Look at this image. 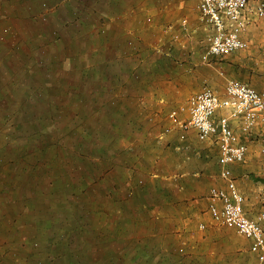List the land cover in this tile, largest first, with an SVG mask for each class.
Listing matches in <instances>:
<instances>
[{
	"label": "rangeland",
	"instance_id": "obj_1",
	"mask_svg": "<svg viewBox=\"0 0 264 264\" xmlns=\"http://www.w3.org/2000/svg\"><path fill=\"white\" fill-rule=\"evenodd\" d=\"M4 1L8 4H12L14 1L13 3H18L20 7L24 6V3L21 2H25L26 5L34 8L38 6L37 4L43 3L44 11L27 16L25 20L19 16L20 20L19 18L13 19L12 23L7 21L10 20V14L5 13L3 9ZM45 1L0 0V78L5 85L10 87V89L4 88L0 93V148L7 146L6 156H9L4 157L7 162H2L0 155V256H2L0 258L3 260H0V264H37L41 256H34L36 253H44L45 250H48L47 248H55L59 243L66 241L75 243L73 248L76 249V253H81V256L77 257L80 255L77 254L75 258H70L62 264H75L74 261L77 259L85 260L86 263L88 262L87 264L101 263L97 260L98 258L83 257L82 252L88 249L85 248L88 245L85 244L82 248L83 243L77 239L76 235L73 238H71L72 235L68 237L59 235V233H64L61 227L65 223L64 219L67 213L65 211L76 210L81 206L80 203H71L69 200L74 198V193L77 195L76 191L83 192L85 190L80 186H83L81 183L86 180L92 190L78 195L81 196L78 201L83 200L89 206L87 208L94 211V215L91 214V219L84 225L91 223L89 234L93 236L90 240L97 245L92 248L91 252L96 253V256L100 254L102 260L107 256L109 249H118V236H127L124 230L127 226L171 228L187 225L197 227L199 232H206L211 237L209 240L212 243L219 242L217 244L218 251L224 255V264H259L254 254L251 259L246 252L241 250L247 241L243 235L235 228L214 221L208 210V195L204 194L196 198L198 213L188 218L182 215V210H186L188 206L187 198H185L188 195L184 194L181 185L170 184L165 178H162L161 182L155 175L157 170L165 172L167 164L172 165L175 162L180 164L176 168V172L181 175V164L188 161V157L192 158V152L195 153L197 144H199V141L190 144L175 141L172 147L171 142L168 143L170 139H176L178 136V129L165 132L169 122V112L172 109H178L184 117L186 110H181V107L187 105L189 97L195 91H200L208 86L213 87L211 81H219L223 83L224 87H226L228 79L244 81L236 78V71H239L234 66L230 67V64L232 63L231 59L244 53L245 49L213 57L209 63L203 61L202 55L207 49V35L210 26L201 19L200 0H140V22L132 20L131 24L126 23V26L121 27L123 33L121 30L119 36H116L118 25H111L109 28L108 24H102L98 27L99 29L83 26H56L50 16L52 5ZM251 1L255 7L256 0ZM89 3L99 2L90 0ZM44 15L48 17L46 18ZM183 19L188 20L186 27L182 25ZM260 19L263 18L255 19L250 24H257ZM71 29H75V33L77 31V37H73ZM94 29L96 33L91 35ZM107 29H114L113 37H102V35H107ZM195 29L198 31L195 32ZM53 31L58 32L54 33ZM93 35L97 37H92ZM55 36L63 37L62 42L55 43L56 38H53ZM190 37L195 42V48L189 53L187 46H184L183 43H186L185 41ZM156 40L158 41L156 42ZM155 42L161 45V51H157ZM27 46L29 53L35 59L30 64L33 71L31 75L25 68L21 69V51L28 50ZM37 47H41L40 51H44L43 58L47 63L45 67L52 69L57 65L64 71H69L71 66L76 67L73 68V71L76 70L73 78L67 77L66 80L64 74L60 76L65 79L64 82L60 81L63 84L70 85L71 83L76 92H80L81 86L85 84L81 81V67L85 64L91 68L95 67L94 76L88 80L84 92L97 95V97L88 98L90 101L96 100V103L104 100V96H100V93L113 92V90H103L102 85H117V90H120L123 81L127 80L133 86L132 93L137 92L138 94L141 89L140 85L143 83L151 86L153 90L154 87H159L163 77L158 72H162L160 70L162 67L151 63V59L157 60L160 56V60L165 61L164 64L169 67L184 65L181 69L182 75L179 76L180 83L176 84V100L175 102L161 101L159 109L157 108L151 114L142 112L139 116L137 115L138 123L136 124L139 126L138 129L136 128L137 131L134 127L135 123L122 128V131H127V134L124 135L128 137H123L118 133L112 134V131L107 135V139L100 137L101 141L99 136H94L95 142L93 143L100 142V144H91L88 153L90 160L85 163L79 162L76 154L71 153L68 149H71L73 143L75 146L83 143L80 137L76 139L74 133L86 135V129L89 127L83 120L70 119L68 108L64 112L55 111L57 125L52 120L50 121L54 114L51 104L47 100L51 99L44 95L39 97V87H37L40 85L38 79H44V76H40L37 69L35 70L39 67L36 62V59H39V54L32 49L35 50ZM58 50L63 51L65 55L56 56ZM146 55L151 56L150 61L148 58L146 59ZM187 63L196 65L193 68L201 70V73L206 72V81L199 80L198 74L185 71ZM202 65L205 69H202ZM142 66L143 73L140 72ZM221 66L222 69H220ZM11 68L16 70L11 72ZM99 71L107 74V77L99 80L96 77ZM130 72L134 74L137 72L140 74V78L132 82ZM48 80L50 81V78ZM35 85L37 88H34ZM167 88L171 90L173 85H169ZM214 89L219 91L217 88ZM69 99L62 98V101L65 100L64 103H61L62 106L69 105ZM78 99V96L74 97L75 101ZM42 107L49 108V113H51L48 114L50 115L49 121L47 119V122L44 123L40 121V118H44L41 116ZM132 109L134 115L135 109ZM16 115L21 116L19 128L18 120H15ZM106 118L107 115L92 114L88 121H85L90 126L105 124L108 127L106 121L103 120ZM62 129L65 135L61 136ZM43 131L52 137L50 142L46 140L49 142L47 148L54 144L55 137L56 143L62 148L63 154L59 160L62 167L58 169L59 177L57 178H52L54 173L50 172L44 164L43 157L50 161L54 158V154L50 148L43 155V146L45 145ZM135 132L136 136L133 134ZM172 134L173 136H171ZM105 139L106 145L101 143L102 140L105 143ZM102 145H104L103 150ZM14 149L20 150L14 154L12 153ZM21 149H24V152ZM101 151L104 153L107 151L108 154H102ZM167 152L169 153L167 154ZM25 155H27V159H30V174L22 175L16 167L10 168L9 162L10 158L16 161L25 160ZM104 156L107 160L102 163ZM169 156L171 160L166 164ZM55 179H58L59 186L52 184ZM54 187L57 189L53 191ZM46 192L47 196H43ZM133 195L134 197H132ZM167 196L172 199V203L168 205L165 203ZM39 198L42 199L41 204ZM86 204L85 206H87ZM154 204L157 207L156 212H151L149 217L147 211H150ZM53 211L63 212V214L58 219H48L47 217ZM158 212L161 213L160 217H157ZM45 221L52 224L48 226ZM219 226L226 227L229 232L221 233V230H218L219 234L209 235L213 227ZM199 227L203 231H200ZM162 235L160 232L157 234L159 243H162L166 237L168 239L173 236L171 234ZM68 238L70 239L68 240ZM48 251H45L47 257L50 255H48ZM241 252L243 254H240ZM51 258L52 256L49 259L51 260Z\"/></svg>",
	"mask_w": 264,
	"mask_h": 264
},
{
	"label": "crops",
	"instance_id": "obj_2",
	"mask_svg": "<svg viewBox=\"0 0 264 264\" xmlns=\"http://www.w3.org/2000/svg\"><path fill=\"white\" fill-rule=\"evenodd\" d=\"M44 1L45 0H43V2ZM89 1L90 0H46L45 2L52 5V13H50V16L56 26L58 25L60 27L83 26L86 28H98L102 24H108L110 28L111 25H118L119 28L117 29L116 36H119L121 30L123 33L121 27L126 26V23H130L132 20H134L133 22H140V0H97L99 3L94 4H90ZM13 2L12 4L5 3V1L4 4L1 2L5 13L10 14V20H7L8 22L13 23V19H17L19 16L23 18L22 20H25L27 16L36 13L39 14V12L44 11L42 8L43 3L37 4L38 6L34 8L33 6L26 5L27 3L25 2H21L22 4L24 3V6L21 7L18 3L15 4ZM194 31L196 32L198 30L195 29ZM70 32L73 33V37L78 36L77 31V34L75 33V29H71ZM95 33L96 31L94 29L91 35ZM113 33L114 29H109L106 33L107 35H102V37H113ZM242 35L243 38L247 40L248 46L244 50V53H240L236 55L234 59H231L232 63L230 67L234 66L236 70L239 71H236V78L242 79L257 90L264 92V18L262 20L260 19L257 24H250ZM92 37L97 36L93 35ZM157 41L158 40H156V42ZM156 42L155 48L157 51H161V45H158ZM185 42L186 43H183V45L187 46L189 53L190 51L192 52L195 48V42L192 40V37ZM145 57L150 61V55H146ZM150 62L162 67V69H160L162 72L157 71L160 73L159 75L163 77L159 83V87H154L153 90L151 86L149 87L147 84L143 83L140 85L141 89L138 91L139 94L137 92L132 93L133 86L129 89L126 87L125 92L129 95L121 98L119 101L121 112L128 111L130 107H132L135 109L134 116L136 117L139 111L145 114H151L153 111H156L157 108L159 109L161 106V101L167 100V102H175L177 92L176 84L180 83L179 76L182 75L181 69H183L184 65L166 66L164 64L165 61L160 60V56L157 60L151 59ZM185 65L187 66L184 69L185 71L195 75L198 74L199 80L206 81V72L201 73V70L193 68L196 65L191 63ZM143 66L140 68L141 73H143L142 70H144ZM202 69H205L203 65ZM220 69H222V66ZM211 82L213 87L217 88L220 95L224 97L225 87L223 83L219 81ZM167 85H173V90H169ZM228 114V109H222L218 111L217 117ZM231 122L239 135V140L246 143L248 149L244 161L233 163L230 166L233 171V176L236 179L237 186L245 196L247 214L251 218L257 219L264 210V118L260 119L259 123L250 133L243 132L242 121L240 119L233 118ZM177 132V138L168 141V143L171 142L170 145L172 147L175 141L185 144L199 141L197 150L195 153L192 152L193 156L191 159L188 157V161H184L183 164H181V175L176 172V168H178L180 164L176 162L172 165L167 164L171 160L170 156L167 157L166 171L163 172L161 170L159 172L157 170L155 175L161 182L162 178H165L170 184L181 185V188L185 192L184 194L188 195L185 197L187 198L188 206L186 210H182V215L191 218L198 213L196 210L198 209L196 208L198 203L196 198L198 196L204 194L209 195L212 187L225 185V182L220 176V148L214 138L200 140L195 129H191L187 132L178 129ZM171 136H173V134ZM168 153L169 152H167V154ZM170 198L169 196L166 197L165 203L167 205L172 203V199ZM207 203L209 206V196L207 197ZM156 208V204H154L153 208L147 211L149 217L152 214L151 212H156ZM159 214L161 213L158 212L157 217H160ZM124 230L127 236H118V249H109L107 256L103 258V264H224V255L218 251L219 247L217 244H219V242L214 241V243H212L209 240L211 237H209L206 232H199L197 227H190L187 225L171 228L127 226ZM199 230L203 231L201 227H199ZM218 230H221V233L229 232L226 227L219 226L213 227L209 235L219 234ZM159 232L163 234L162 236L166 234H171L173 236L168 239L166 237L163 241L161 240L162 243H159V237L157 236ZM243 245L245 247H241V250L246 252L252 259V254L254 253L251 251L250 241L247 239ZM240 254L243 253L241 252Z\"/></svg>",
	"mask_w": 264,
	"mask_h": 264
},
{
	"label": "built area",
	"instance_id": "obj_3",
	"mask_svg": "<svg viewBox=\"0 0 264 264\" xmlns=\"http://www.w3.org/2000/svg\"><path fill=\"white\" fill-rule=\"evenodd\" d=\"M199 11L202 20L210 26L207 49L202 55L203 61L209 63L213 57L247 48L248 42L242 34L252 21L264 18V0H256L255 7L251 0H200ZM187 24L188 20L184 19L182 25ZM222 109H228L229 114L217 117ZM181 110H186L184 117L178 109L169 112L165 131L195 129L200 140L214 138L217 141L220 176L225 185L211 188L208 210L216 222L235 228L248 239L259 264H264V210L257 219L247 214L245 196L230 166L244 161L248 149L246 143L239 140L231 120L240 119L243 132L250 133L264 118V92L244 81L228 79L224 97L208 86L194 93Z\"/></svg>",
	"mask_w": 264,
	"mask_h": 264
},
{
	"label": "trees",
	"instance_id": "obj_4",
	"mask_svg": "<svg viewBox=\"0 0 264 264\" xmlns=\"http://www.w3.org/2000/svg\"><path fill=\"white\" fill-rule=\"evenodd\" d=\"M44 16L46 18L48 17L47 15H44ZM56 32H58V31H55L54 33H56ZM53 38H56V40L54 42L58 43V42H62L63 37L60 38V37L55 36ZM27 49L28 50L23 49V51H21V54H22L20 57L21 62H22L21 63L22 68L21 69L25 68L29 72V74L31 75V73L33 71H32V66L30 64L34 58L29 53V47L28 46H27ZM41 49H42L41 47H37L35 50L32 49V51H36V53L39 54V59H36L37 66H39V67L35 68V70L37 69V72L39 73L40 76L41 75L44 76L43 80L37 78L38 82H40V85L45 86L43 88L40 85H37V87H39V89H38L39 94H40L39 97L44 95V96H48L51 99V100H47L48 103L50 102L51 107L53 109L52 112L54 114V116H51L50 121L52 120L53 123L55 125H57V113L55 111L61 110L64 112L65 109L68 108V111L70 112L69 113L70 119H73L75 121H77V120L82 121L83 120L84 123L86 124V126L89 127L88 129H86V133H85L86 135H84V133L81 135H77L76 132L74 133L75 134L74 136L76 137V139L80 137L81 138L80 140H82L83 143L77 144L76 146L73 143V146L71 147V149H68L71 153L76 154V158L79 160V162H82V163L88 162L90 160L89 159L90 156L88 155L89 149L91 148L90 145L91 144H94V145L100 144V142L93 143V142H95L93 140L94 136H96V137L99 136V139H100V137L103 139L104 138L107 139L108 138L107 135L109 133H111L110 131H112L113 132L112 134L116 135V133H118V135L121 134L123 137H128V136L124 135V134H127V131H122L123 130L122 128L125 127V125H132L133 123H135V124L138 123V119H137V116L135 117L133 115L132 107H130V109L128 111H122L121 112L119 101L121 98L127 97V95H129L128 93L125 92V89H126V87L128 89L131 87L130 81L124 80L123 84H122V89H120V90H117V88H118L117 85H113V86L102 85L103 90H113V92L112 93H105V92L100 93V96L101 95L104 96V100L100 101V103H96V100L90 101V100H88L89 97H91V96L97 97V95H95L94 93L84 92V87L88 83V80L94 76L93 71H94L95 67L91 68L86 64L83 67H81V72H82L81 81L85 84H83L81 86L82 90L81 91L79 90L80 92H76L75 88H73L71 86V83H70V85L68 83L63 84L62 82H64L65 79H64V77H60L61 75L64 74L66 77V80H67V77L69 79H70V77L73 78V75L75 74V71H76V70L73 71V68H76V67L71 66L69 68V71H67V70L64 71L61 68H59L57 65H55V67H53L52 69L45 67L47 65V63H46V59L43 58L44 51H40ZM62 54H64L63 51L60 52L58 50L56 56L60 57V56H62ZM15 70H14V68H11L10 71L13 72ZM100 71H99L98 75L96 76L99 78V80L107 77V74H104L103 72H100ZM35 73H36V71H35ZM130 73H131L130 78H131L132 82H134L135 79L138 80L140 78V74H138L137 72L135 74L132 72H130ZM49 78H50V81L48 80ZM69 79H68V81H69ZM37 87H36V85L34 86V88H37ZM4 88L10 89V87H8L7 84L5 85L2 82V78H0V93L3 92ZM75 96L79 97V99L77 101L74 100ZM62 98L65 100L70 98L69 99V105L62 106L61 103H64L63 101H65V100L62 101ZM44 104L46 105L47 103H44ZM61 111H59V112H61ZM130 113H132V114H130ZM141 113H142V111H139L137 115L139 116ZM48 114H51V113H49V108L47 109V108L42 107L41 116L42 117L44 116V118H40V121L43 123L47 122V119L49 121L50 115H48ZM92 114H97V115H102V116L107 115V118L103 119V120L106 121V123L108 124V127L105 124H103V125L101 124L100 126H97V125L96 126H90V124L88 125L87 121L92 116ZM16 119L18 120L17 126L19 128L21 116L16 115L15 120ZM85 120H87V121H85ZM135 124H134V127H135V130L137 131L139 126L137 124L136 125ZM68 128H71V127H68ZM63 129H65V128H63ZM63 129L61 131V136L65 135ZM96 129H99V131H96ZM133 134H134V136H136L137 133L135 132ZM37 135H38V133H37ZM44 135H45V137H44V144L45 145L43 146V155L46 152V150L47 149L49 150L50 148L52 149V152L54 154V158L50 161L49 160L47 161V159L45 157H43L44 164L47 168H49L48 170L50 172L54 173L52 178H54V177L57 178V177H59L58 169H60V167H62V165L59 164V160L61 159V156L63 154L61 151L62 148L56 143V141H55V140H57L56 137H55V140H53L54 144H51L50 147L47 148L48 147L47 144L50 142L52 137L48 136L49 134L43 131L42 136H44ZM129 136H131V135H129ZM106 139H105V143L103 142V140L101 143L106 145V143H107ZM46 140H49V142H47ZM27 141H29V140H27ZM100 141H101V139H100ZM103 146L104 145L101 146L102 150L104 149ZM6 148H7V146L0 148V155H1V161L2 162H7L6 158L9 157V156H6V153L8 152V149H6ZM19 150L20 149H14V151L12 153L17 154ZM21 150H22V152H24V149H21ZM80 152L83 154H81ZM101 152H103V151H101ZM102 154H108V153L106 151L105 153L103 152ZM27 155L24 156L25 160L19 159V161H16L15 159L11 160V158H10V162H9L10 168L16 167L17 170H20V173L22 175H26L27 173L30 174V170H29L30 159H27ZM5 156H6V158H4ZM83 158H85V159H83ZM106 160H107V158L104 156L102 163H105ZM57 180L58 179H55L52 184L59 186V182ZM81 184L83 186H80V187H83L85 190L83 192L76 191L77 195L74 193V195H73L74 198L72 200H69V202H71V203H74V202L80 203L81 206L76 210L75 209H69L68 211H65V212H67L65 215V219H64V222H65L64 226L65 227L64 226H63L64 228L61 227L62 230L64 231V233H59V235L67 236V237L72 235L71 238H73L76 235L77 239H80L82 241V243L84 244V245L82 244V248L85 246V244L88 245L87 247H85L88 249L85 252H82L83 257L86 256L89 259H92V258L97 259L98 258L97 260L99 262L101 261V263H99V264H103L104 260L101 259L100 254H99V256L98 255L96 256V253L91 252L92 248L97 246L96 244H94L93 241L90 240L93 236V235L89 234V227L91 226V223L84 225V223H86V221L91 219L90 216H92L91 214H93L94 211L89 210V208H87L89 206L83 200H81V202L78 201V199L81 197V196L79 197L78 195L84 194L86 192H90L92 189L89 186V183L87 180H86V182L82 181ZM52 189L54 191L57 188L54 187ZM131 192L134 193L135 191H131ZM43 196H47V192L44 193ZM58 196H60L59 193H58ZM132 197H134V195ZM26 200H28V199H26ZM39 200H40V204H41L42 199L39 198ZM29 203H31L30 200H29ZM83 203H85L87 206H85V204H83ZM82 205H84V206H82ZM47 208H49V207H47ZM62 214H63V212L57 213L56 211L55 212L53 211L51 213V215H53V216L50 215L47 218L48 219H50V218H54V219L57 218L58 219L59 217L62 216ZM51 221H53V220H51ZM46 222L47 221H45V223ZM46 224L49 226L52 223H46ZM69 239L70 238H68V240ZM74 244L75 243H73V242H67L66 241V242L59 243V245H57L55 248H53V247L47 248L49 251L48 250H45V251H48V255L50 254L49 257H47V255H45V253H46L45 251H44V253L43 252L42 253H36L34 256H37V255L41 256L40 261H38L37 264H62L63 262L67 261L70 258L71 259L75 258L76 257L75 255H77V254H80L79 256H77V257H80L81 253H76V249L73 248ZM80 251H81V249H80ZM15 255H17V253H15ZM50 256H52L51 260L49 259ZM0 257H2V256H0ZM30 258H33V256H30ZM0 260L3 261L2 258H0ZM74 263L75 264H87L88 262L86 263L85 260L77 259V261H74Z\"/></svg>",
	"mask_w": 264,
	"mask_h": 264
}]
</instances>
